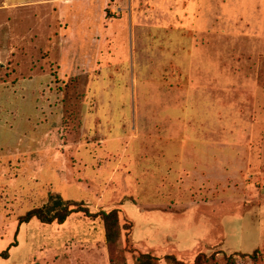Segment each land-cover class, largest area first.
<instances>
[{
	"label": "rangeland",
	"instance_id": "obj_1",
	"mask_svg": "<svg viewBox=\"0 0 264 264\" xmlns=\"http://www.w3.org/2000/svg\"><path fill=\"white\" fill-rule=\"evenodd\" d=\"M52 197L121 208L128 241L79 214L19 224ZM263 241L264 0H0V264Z\"/></svg>",
	"mask_w": 264,
	"mask_h": 264
},
{
	"label": "trees",
	"instance_id": "obj_2",
	"mask_svg": "<svg viewBox=\"0 0 264 264\" xmlns=\"http://www.w3.org/2000/svg\"><path fill=\"white\" fill-rule=\"evenodd\" d=\"M59 198L52 197L41 208H34L28 211L24 216L19 219V224H27L32 219H36L42 224H57L63 225L66 220L73 214H79L89 219H99L101 221L104 233V243L106 247H114L121 238V232H125V242L128 241V234H130V225H121L123 220V210L119 207H114L109 210H100L96 213L90 212L87 206L83 203L63 202L58 205ZM222 255V258L227 264H235L236 258H246L253 262H257L260 258L264 257V241L260 248L254 250L250 254L233 253L226 255L221 251H215L209 256L205 253H199L195 256L191 263H185L178 260L175 256L166 255L161 260L170 262L171 264H208L213 261L216 256ZM3 259L7 258V252L1 254ZM160 259L150 254H140L136 259L137 264H157ZM112 264H125L122 256L111 257Z\"/></svg>",
	"mask_w": 264,
	"mask_h": 264
},
{
	"label": "crops",
	"instance_id": "obj_3",
	"mask_svg": "<svg viewBox=\"0 0 264 264\" xmlns=\"http://www.w3.org/2000/svg\"><path fill=\"white\" fill-rule=\"evenodd\" d=\"M169 136H171V134H170ZM176 136H177V135H176ZM176 136L173 135V136H171V137H176ZM195 139H196V138H195ZM182 141H186V142H187V141H188V138H187V139H183ZM196 153H197V152H195V155H196ZM195 155H194V156H195ZM175 157H176V156H175ZM191 158H192V156H191ZM174 159H178V158H174ZM196 160H197V159H196ZM179 161H180V158H179ZM179 164H180V163H179ZM191 164H194V162L191 163ZM180 165H181V164H180ZM194 165H195V164H194Z\"/></svg>",
	"mask_w": 264,
	"mask_h": 264
}]
</instances>
